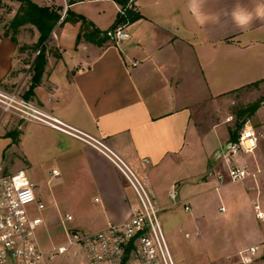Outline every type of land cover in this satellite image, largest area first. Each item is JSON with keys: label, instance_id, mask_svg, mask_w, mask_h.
<instances>
[{"label": "crops", "instance_id": "crops-1", "mask_svg": "<svg viewBox=\"0 0 264 264\" xmlns=\"http://www.w3.org/2000/svg\"><path fill=\"white\" fill-rule=\"evenodd\" d=\"M4 2L7 6L0 7V86L27 95L38 52L22 48L37 43L40 32L34 24H25L14 41L6 29L18 10L13 3L20 6V2ZM89 3H80V10L74 8L76 4L72 11L85 16L96 28H110L120 5L101 0L93 2L99 4L97 8L81 6ZM261 3L264 0H135L142 17L127 25L130 37L120 43L108 38L102 45L78 40L81 21L58 24L49 42L53 45L45 71L28 99L80 137L46 124L4 116L7 114L0 108L5 151L13 147L21 150L29 160L28 169H21L29 177V169L43 164L37 160L42 156L62 167L60 159H69L68 172L73 173L70 189L77 203L82 205L87 196L101 203L99 212L88 211L81 218L72 210L65 212L74 217L70 227L84 231L126 220L133 204L127 178L91 143L94 139L145 176L152 190L155 181L176 171L169 179L171 189L177 184L184 188V199L194 197L199 191L192 192L194 184L200 182L197 176L210 168L229 140L228 129L218 122V113L209 115L211 121L205 129L201 112L215 110L214 100L230 92L264 83L260 82L264 79V19L254 18L249 26L240 28L232 18L237 6L255 16V8ZM198 16L206 22L199 23ZM53 47L58 56L49 52ZM245 125L264 134V101ZM232 164L259 170L256 177L241 180L238 197L245 201L251 196L253 203L259 197L264 202V137L253 153L236 154ZM226 166L217 163L216 175ZM3 167L0 165V170ZM53 170L62 176L58 166ZM182 179L189 185H182ZM235 182L220 181L214 188ZM53 197L57 199V195ZM57 201L59 198L54 200L56 208ZM57 212L61 218L65 216ZM89 220L98 225L92 228Z\"/></svg>", "mask_w": 264, "mask_h": 264}, {"label": "built area", "instance_id": "built-area-1", "mask_svg": "<svg viewBox=\"0 0 264 264\" xmlns=\"http://www.w3.org/2000/svg\"><path fill=\"white\" fill-rule=\"evenodd\" d=\"M45 1V4L60 7L61 23L76 4L101 0ZM134 2L135 0H129V5ZM119 11L123 12L121 6ZM105 35L120 43L130 37V32L126 24L120 23L106 29ZM0 108L4 114L46 124L80 137L79 133L18 90H6L0 86ZM263 137L260 130L245 125L238 140L229 142L231 144L223 150L221 155L227 168L219 171L217 178L220 181L235 182L256 177L259 170L251 171L247 165L236 166L232 164V159L238 153H253ZM91 143L116 164L133 187L138 203L131 205L129 218L110 223L97 231H84L68 226L67 223L73 221L74 217L67 213L62 218L64 225L68 226H65L66 240L44 248L38 240L37 230L45 223V219L42 215L33 213V209H46V204L38 193V184L29 177L25 169L0 175V264H61L69 251L77 245L85 247L90 264H178L159 216L160 207L147 178L131 169L102 142L94 139ZM53 174H58V171L53 170ZM177 187V184L173 185L170 191V196L175 201L178 197ZM221 210H225V207H221ZM254 210L256 216L264 221V202L259 197L254 202ZM60 256H63L60 261L53 263ZM238 256L239 264H264V250L257 245L240 249Z\"/></svg>", "mask_w": 264, "mask_h": 264}, {"label": "rangeland", "instance_id": "rangeland-1", "mask_svg": "<svg viewBox=\"0 0 264 264\" xmlns=\"http://www.w3.org/2000/svg\"><path fill=\"white\" fill-rule=\"evenodd\" d=\"M13 5L14 8H19L18 2L17 4L14 2ZM98 5V3L90 2L81 6L97 8ZM74 8L80 10V4ZM52 45L53 43H49L48 50ZM261 98H264V83L230 92L214 100L215 110L208 108L201 112V120H204L202 127L205 129L208 128L207 123L211 121L209 115L212 113L214 115V112L218 113V122H223L228 129L229 140L219 150L218 156L211 163L209 162L210 168L207 167L205 174L197 176L200 182L192 187L194 193L199 190L197 195L184 199V188L178 186L177 200L171 198L169 179L176 174V171L168 172L162 176V179L155 181L153 191L160 207L159 216L178 264H239L238 251L240 249L257 245L264 250V221L256 216L251 196H247L245 201L238 197L243 183L241 181L225 183L218 189L214 188L215 184H220L215 166L217 163L227 165L221 154L230 141V131L238 130L237 120L241 115L247 116V113H244L245 109L257 103ZM6 145L7 141L1 140L0 137V165L4 166L3 170H0V175L12 174L21 168L28 169L29 160L23 156L21 150L13 147L5 151ZM197 153L199 158L200 147ZM37 160H42L43 164L29 169V174L30 178L39 185L40 195L48 207L43 211L33 209V213L42 215L45 219V223L37 230V237L40 244L48 248L63 243L67 238L65 232L67 225H64L57 209L62 215L72 210L76 215L80 214L81 218L88 211L99 212L101 203L95 202L90 196L82 201V205L77 203V198L73 196V190L70 189L73 173L68 172L70 170L68 158L60 159V165L62 164L63 167L44 156ZM55 166H58L62 176L53 175L52 169ZM181 181L182 185H189L186 184L185 179ZM53 195H57V199H54ZM58 198V208H56L54 200ZM130 199L133 204L138 203V197L132 186ZM221 207H225V210H221ZM89 223L92 224L90 225L92 228L98 225V222L92 223L91 220ZM67 224L69 226V223ZM62 257L60 256L53 263H57ZM63 260V264H90L86 249L82 245L73 247Z\"/></svg>", "mask_w": 264, "mask_h": 264}, {"label": "trees", "instance_id": "trees-1", "mask_svg": "<svg viewBox=\"0 0 264 264\" xmlns=\"http://www.w3.org/2000/svg\"><path fill=\"white\" fill-rule=\"evenodd\" d=\"M20 2V6L17 10L16 15L10 22L9 29H6V34L10 35L11 38L17 42L16 34L19 28L25 24L31 23L34 24L39 32L40 37L35 45L30 47L32 51L38 52L33 65H32V84L30 86V90H28V94L24 95L26 98H29L30 91L33 90L35 85H37L42 78V75L45 71V67L48 61V43L52 40V33L58 24H62L65 21L73 20V21H81L82 22V31L78 34V40L84 38L88 41H92L99 45H102L104 42L108 40V37L105 35V30H101L93 26L91 21L80 14L75 13L74 11H70L67 18L59 23L60 20V7L58 5H48V4H38L33 0H17ZM122 8V11L118 12L115 22L113 26L123 23L130 24L139 18L142 17V13L140 10L134 5H129V0H115ZM7 6L4 0H0V7ZM11 9V7H8ZM49 52H52L55 55H59L57 50L53 47ZM260 82H264V79ZM256 82L255 84H258ZM264 98L257 101V103L250 105L247 109H245L244 113H247V116L241 117L237 120V128L238 130L230 131V142L237 141L240 134V129H242L245 123L249 120V118L255 113V111L259 108Z\"/></svg>", "mask_w": 264, "mask_h": 264}, {"label": "clouds", "instance_id": "clouds-1", "mask_svg": "<svg viewBox=\"0 0 264 264\" xmlns=\"http://www.w3.org/2000/svg\"><path fill=\"white\" fill-rule=\"evenodd\" d=\"M196 2V0H194ZM195 11V10H194ZM232 18L235 24L240 27L244 28L249 26L254 18L258 19H264V3H261L256 6L255 8V16H253V13L237 6L233 11H232ZM198 22L201 24H204L206 22V19L198 16L197 17Z\"/></svg>", "mask_w": 264, "mask_h": 264}, {"label": "water", "instance_id": "water-1", "mask_svg": "<svg viewBox=\"0 0 264 264\" xmlns=\"http://www.w3.org/2000/svg\"><path fill=\"white\" fill-rule=\"evenodd\" d=\"M230 144H231V143H228L227 147H226L224 150H226Z\"/></svg>", "mask_w": 264, "mask_h": 264}, {"label": "snow or ice", "instance_id": "snow-or-ice-1", "mask_svg": "<svg viewBox=\"0 0 264 264\" xmlns=\"http://www.w3.org/2000/svg\"><path fill=\"white\" fill-rule=\"evenodd\" d=\"M37 223H39V221H37Z\"/></svg>", "mask_w": 264, "mask_h": 264}]
</instances>
